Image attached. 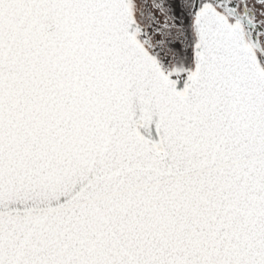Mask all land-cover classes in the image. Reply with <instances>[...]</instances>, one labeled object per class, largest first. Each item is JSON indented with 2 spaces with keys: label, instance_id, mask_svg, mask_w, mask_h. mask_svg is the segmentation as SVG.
<instances>
[{
  "label": "snow or ice",
  "instance_id": "1",
  "mask_svg": "<svg viewBox=\"0 0 264 264\" xmlns=\"http://www.w3.org/2000/svg\"><path fill=\"white\" fill-rule=\"evenodd\" d=\"M0 264H264V0H0Z\"/></svg>",
  "mask_w": 264,
  "mask_h": 264
}]
</instances>
